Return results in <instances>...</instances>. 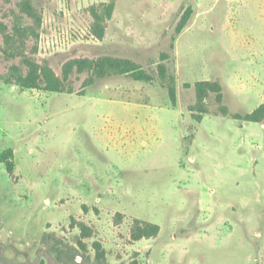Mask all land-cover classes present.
Here are the masks:
<instances>
[{
  "label": "rangeland",
  "instance_id": "1",
  "mask_svg": "<svg viewBox=\"0 0 264 264\" xmlns=\"http://www.w3.org/2000/svg\"><path fill=\"white\" fill-rule=\"evenodd\" d=\"M109 1L32 0L42 25L25 54L60 76L70 59L127 58L155 79L74 71L73 93L0 81V264H264V120L232 116L264 104V0H116L100 38L91 7ZM20 2L0 0L2 73L27 69L4 53L14 22L32 23ZM199 81L221 86L206 113ZM135 219L160 232L134 240Z\"/></svg>",
  "mask_w": 264,
  "mask_h": 264
},
{
  "label": "trees",
  "instance_id": "2",
  "mask_svg": "<svg viewBox=\"0 0 264 264\" xmlns=\"http://www.w3.org/2000/svg\"><path fill=\"white\" fill-rule=\"evenodd\" d=\"M116 0L104 2L99 6L91 7L92 13L96 20L93 29L97 36L103 38L105 31V21L111 17L112 11L115 8ZM20 9L23 13L27 14L32 19L31 24H24L21 21L14 22L11 32L6 33L5 44L6 48L4 53L8 58L14 59L20 56L21 62L27 67L23 69L22 65L13 64L9 67L8 71L2 73L0 71V81L6 84H15L21 88H34L43 89L54 92H67L73 93V86L68 83L71 74L75 71L77 73H88V78L85 83L92 84L96 78H103L112 74H130L136 80L151 81L154 80V75L146 71L131 59L118 58L109 55L99 56L95 59L90 58H75L70 59L63 65V75H58L48 62L39 63L35 58L25 54L26 42L31 39L39 38V29L42 25V16L33 4L32 0H21ZM19 42V45L17 43ZM34 52H38V44L33 48ZM162 60L169 58L167 53L162 54ZM169 68L164 63L158 64V71L163 81H166L171 98L176 102V87L175 78L169 75ZM197 92V105L195 106L201 113H206L205 99L211 92L217 93V101H222L221 86L216 81H199L195 84ZM195 109V108H194ZM221 110L225 114H229L226 106H221ZM235 119L247 122H262L264 120V104H261L256 109L246 114L235 113L232 114ZM12 155V150L0 155V162L6 161L8 156ZM8 169L12 171L13 163H7ZM80 229V242L83 245V240L86 237H91L93 232L92 228L84 222L78 223ZM132 238L140 240L142 238H151L160 232V225L149 221L135 219L131 228ZM96 249V257L104 259L106 252L103 245L99 242L94 243ZM132 264H138L135 260Z\"/></svg>",
  "mask_w": 264,
  "mask_h": 264
},
{
  "label": "crops",
  "instance_id": "3",
  "mask_svg": "<svg viewBox=\"0 0 264 264\" xmlns=\"http://www.w3.org/2000/svg\"><path fill=\"white\" fill-rule=\"evenodd\" d=\"M258 106H260V104H259ZM258 106H257V107H258ZM257 107H256V108H257ZM256 108H255V109H256ZM146 111H147V110H146ZM146 111H145V114H146ZM148 114H149V113H148ZM140 116H141V117H139V118L136 119V125H138V126H139V125H143V124L145 125V122H146L145 119H147V118H142V117H143L142 115H140ZM144 121H145V122H144Z\"/></svg>",
  "mask_w": 264,
  "mask_h": 264
}]
</instances>
